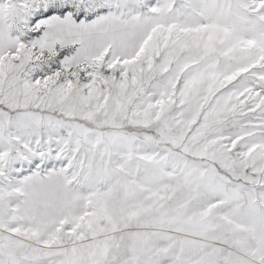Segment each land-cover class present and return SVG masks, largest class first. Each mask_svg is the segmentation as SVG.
<instances>
[{"label": "snow or ice", "instance_id": "6c2138e0", "mask_svg": "<svg viewBox=\"0 0 264 264\" xmlns=\"http://www.w3.org/2000/svg\"><path fill=\"white\" fill-rule=\"evenodd\" d=\"M0 264H264V0H0Z\"/></svg>", "mask_w": 264, "mask_h": 264}]
</instances>
